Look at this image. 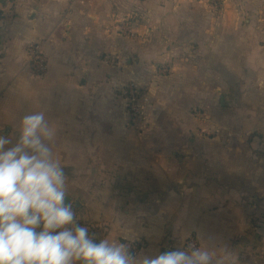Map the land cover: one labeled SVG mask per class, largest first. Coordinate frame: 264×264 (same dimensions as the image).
<instances>
[{
    "label": "crops",
    "instance_id": "obj_1",
    "mask_svg": "<svg viewBox=\"0 0 264 264\" xmlns=\"http://www.w3.org/2000/svg\"><path fill=\"white\" fill-rule=\"evenodd\" d=\"M222 3L0 2L6 149L23 115L45 108L53 160L94 242L155 257L194 238L224 264H264V0ZM34 44L42 76L29 67ZM132 81L148 88L138 127L119 89Z\"/></svg>",
    "mask_w": 264,
    "mask_h": 264
},
{
    "label": "clouds",
    "instance_id": "obj_2",
    "mask_svg": "<svg viewBox=\"0 0 264 264\" xmlns=\"http://www.w3.org/2000/svg\"><path fill=\"white\" fill-rule=\"evenodd\" d=\"M46 113L42 107L23 115L10 148L11 133L0 130V264H224L207 243L153 257L107 239L94 242L77 224L73 202L66 203L67 176L53 160Z\"/></svg>",
    "mask_w": 264,
    "mask_h": 264
},
{
    "label": "built area",
    "instance_id": "obj_3",
    "mask_svg": "<svg viewBox=\"0 0 264 264\" xmlns=\"http://www.w3.org/2000/svg\"><path fill=\"white\" fill-rule=\"evenodd\" d=\"M5 15L11 14L10 8L6 7L3 11ZM121 35L118 34L117 38ZM29 67L33 71L34 74L38 76H42L47 68V61L45 55L39 44H34L29 48ZM164 73L168 72V68H162ZM127 113L129 115L130 123H132L133 127H138L144 125L147 116L146 110L144 106V94L141 92V88L135 82H131L130 85L127 86ZM219 134L220 131H217ZM198 247V243L194 238H190L186 243V248H196ZM129 251L132 255H137L139 252V246L137 243H133L129 247Z\"/></svg>",
    "mask_w": 264,
    "mask_h": 264
},
{
    "label": "rangeland",
    "instance_id": "obj_4",
    "mask_svg": "<svg viewBox=\"0 0 264 264\" xmlns=\"http://www.w3.org/2000/svg\"><path fill=\"white\" fill-rule=\"evenodd\" d=\"M214 8L218 11V9H217V7L216 6H214ZM3 13V12H2ZM10 15H12V13L11 14H8V15H5V16H10ZM216 15H218L217 13H216ZM163 68V67H162ZM162 68H160V69H162ZM124 71H126V67L124 66L123 67V69H122V72H124ZM162 73H164V72H162ZM165 74V73H164ZM132 82H134V81H132ZM128 85H130V83H128L123 89H121V88H119L120 89V95L122 96V99H123V105H122V107L124 106V109H125V111H126V109H127V102H126V100H127V93H126V91H127V86ZM140 88H141V92H142V94H146V92H147V87L146 86H144V87H141L140 86ZM76 218H77V216H76Z\"/></svg>",
    "mask_w": 264,
    "mask_h": 264
},
{
    "label": "trees",
    "instance_id": "obj_5",
    "mask_svg": "<svg viewBox=\"0 0 264 264\" xmlns=\"http://www.w3.org/2000/svg\"><path fill=\"white\" fill-rule=\"evenodd\" d=\"M213 6H216L217 7V9L218 10H220L221 9V7H222V1L223 0H208ZM0 2L3 4V5H6V3H7V0H0ZM39 230H41V229H37V231H39Z\"/></svg>",
    "mask_w": 264,
    "mask_h": 264
},
{
    "label": "water",
    "instance_id": "obj_6",
    "mask_svg": "<svg viewBox=\"0 0 264 264\" xmlns=\"http://www.w3.org/2000/svg\"><path fill=\"white\" fill-rule=\"evenodd\" d=\"M68 201H71V198L66 197V203H67ZM76 205H77V207H78V206H79V203H77Z\"/></svg>",
    "mask_w": 264,
    "mask_h": 264
}]
</instances>
